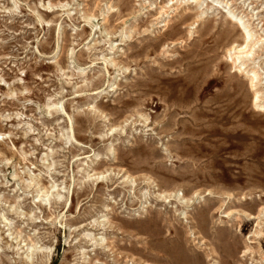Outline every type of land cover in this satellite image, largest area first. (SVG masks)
Listing matches in <instances>:
<instances>
[{
    "label": "rangeland",
    "instance_id": "1",
    "mask_svg": "<svg viewBox=\"0 0 264 264\" xmlns=\"http://www.w3.org/2000/svg\"><path fill=\"white\" fill-rule=\"evenodd\" d=\"M169 1L0 0V264H264V0Z\"/></svg>",
    "mask_w": 264,
    "mask_h": 264
},
{
    "label": "bare ground",
    "instance_id": "2",
    "mask_svg": "<svg viewBox=\"0 0 264 264\" xmlns=\"http://www.w3.org/2000/svg\"><path fill=\"white\" fill-rule=\"evenodd\" d=\"M191 1V2H190ZM189 3H185V1L184 0H170L169 2H167L166 3V5H164L163 7H160V8H158L160 11H159V13H157V14H159V15H164V14H166V12L165 11H163L164 9H167L168 11L169 10H172V12L173 11H175V12H177L180 8H182L184 5H189V4H195V3H198L199 2V0H189L188 1ZM171 4V5H170ZM226 6H227V8H230V7H232V3H227L226 2ZM191 7V6H190ZM51 8V7H50ZM188 8V7H187ZM110 9H112V7L110 8ZM189 10V9H188ZM230 10V9H229ZM252 10V9H251ZM240 12V11H239ZM241 14H239V19L242 21L243 19H245L246 17H249L250 19H252L253 17L252 16H246L245 14H244V12H240ZM202 15V14H201ZM201 15L200 16H198V17H201ZM232 16L233 17H235L233 14H232ZM83 17V16H82ZM87 18V17H86ZM88 20H90V19H88ZM43 22V21H42ZM246 22H248V20L246 21ZM193 26V25H192ZM236 26H237V24H236ZM163 27H167V24L164 22V24H163ZM232 28V27H231ZM237 28H239L238 26H237ZM242 28V27H241ZM229 29V28H228ZM148 29H145V31H143V32H146ZM230 30V29H229ZM229 32V31H228ZM235 32V31H234ZM233 32V33H234ZM254 33V32H253ZM145 34V33H144ZM190 37V36H189ZM252 37H246V38H244L245 39V44L244 45H242V44H237L238 42H236V43H232V44H230V45H228V47H227V49L226 50H224L225 51V54H226V57L229 59V61L231 62V66H232V70H236L237 69V72L239 71V74H243L244 76H246L247 77V79L249 80V86H250V88H259L260 86H261V84H260V79H259V77H260V75L257 73V71H256V67H255V62H254V59H252V58H250V56H251V53L253 52V49L256 47V45H258L259 43H262V42H264V40L260 37L259 39H255L254 40V42H252V40H250V41H248V39H251ZM224 54V55H225ZM225 60H227V59H225ZM257 66V65H256ZM249 77H248V76ZM261 89V88H260ZM264 95V94H263ZM263 95L261 94V96L258 94V93H256V94H254V98L252 99V102H251V106H253V107H255L256 109H258V110H263L264 109V102H263ZM113 143V142H112ZM110 151V150H109ZM107 152V151H106ZM7 154V153H6ZM99 157V156H98ZM102 159V158H101ZM100 161H104L105 162V159L104 160H100ZM99 162V161H98ZM105 164V163H104ZM110 165V164H109ZM110 168V167H109ZM111 169V168H110ZM118 169H120V168H118ZM94 170V169H93ZM94 173V172H93ZM110 173V172H109ZM107 174V173H106ZM93 176H96V178H95V180L96 181H99V180H102L103 179V173H101V172H98V173H95ZM92 176V177H93ZM110 176V175H109ZM125 177V176H124ZM129 178L130 177H126V184L128 183V180H129ZM106 179V178H105ZM146 179V178H145ZM113 180V178L111 179L110 178V182ZM144 182H146V180L144 181ZM135 184V183H134ZM133 184V185H134ZM43 189V188H42ZM52 189V188H51ZM54 190V189H53ZM52 191V190H51ZM171 192V191H170ZM169 192V193H170ZM172 192H174V191H172ZM171 192V193H172ZM163 194V193H162ZM165 195V194H164ZM43 197H47V196H49L48 195V193L47 194H44V195H42ZM166 196V195H165ZM171 197V194H169V195H167L166 197H162L161 195H160V199L161 200H166L167 198H170ZM45 199V198H44ZM185 199V198H184ZM192 199V198H191ZM182 200V199H181ZM186 200H188V199H186ZM165 202V201H164ZM189 203V202H188ZM230 215L228 214V215H226V217H229ZM264 216V208H259V211L257 212V214L256 215H251V214H245V217H246V219H247V221H250V220H254V223H255V228L256 227H261V218ZM111 224V223H110ZM256 231V230H255ZM254 231V233H255V235H256V232ZM262 233V232H261ZM260 233V230H259V232L257 233V235H256V237L255 238H261V237H264V235L263 234H261ZM19 234V233H18ZM88 235V234H87ZM254 235V234H253ZM83 237H85V236H83ZM87 237V236H86ZM88 238V237H87ZM15 239V238H14ZM263 239V238H262ZM88 240V239H87ZM90 241V240H89ZM264 241V239L263 240H261V242H263ZM31 243H30V246H31V249L33 250V251H31V250H29V251H31V252H34V250L36 249L35 247H34V243H32V241H30ZM23 243V242H22ZM248 244V243H247ZM18 245V244H17ZM17 251H19V248H18V250ZM38 251V250H37ZM46 251V250H45ZM253 250H252V248H248V245H247V248H246V250H244L242 253H243V255L241 256V257H246V256H249V255H251L253 252H252ZM47 252H48V250H47ZM47 252H44V253H47ZM51 252H52V250H51ZM35 253H36V250H35ZM210 253L212 254L213 252H211L210 251ZM52 255V254H51ZM51 255H50V257H49V253H47V255H45V260H47V262H48V260H49V258H51ZM253 258V257H252ZM29 259V258H28ZM24 260H25V258H24ZM26 261H28V260H26ZM50 261V260H49ZM46 262V261H45ZM27 263V262H26ZM40 264V263H39ZM43 264V263H42Z\"/></svg>",
    "mask_w": 264,
    "mask_h": 264
}]
</instances>
